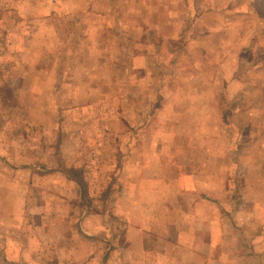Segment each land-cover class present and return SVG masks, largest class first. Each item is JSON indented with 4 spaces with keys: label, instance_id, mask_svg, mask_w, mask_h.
Wrapping results in <instances>:
<instances>
[{
    "label": "rangeland",
    "instance_id": "1",
    "mask_svg": "<svg viewBox=\"0 0 264 264\" xmlns=\"http://www.w3.org/2000/svg\"><path fill=\"white\" fill-rule=\"evenodd\" d=\"M0 54L11 57L0 62V102L11 118L7 137L16 143L23 140V132L28 142L15 144L6 165L52 162L49 153L40 158L32 154L62 136L66 152H73L64 159L86 184L83 196L91 195L93 207L107 211L112 229L119 228L120 220L109 216L119 206L126 209L127 197L137 198L136 210L142 203L143 224L148 226L163 214L166 199L183 208L172 164L181 167L189 149L181 141H169L172 136H209L208 143L227 155L221 159L227 171L223 183L231 185L234 195H241L238 188L250 165L261 159L264 0H0ZM5 81L7 86H2ZM249 140L255 141L252 151ZM193 154L190 160H197ZM231 164L242 174L232 170L229 176ZM9 178L0 173V185ZM25 179H18L15 199L27 190ZM251 183L257 186V181ZM46 188L42 186L43 196L53 199ZM252 192L262 197L258 188ZM228 202L224 191L222 207L230 213ZM37 208L27 212L26 206H0V264L121 260L108 247H116L117 237L112 242L110 236H105L107 241L78 237L74 242L67 235L81 229L78 220L70 224L74 229H67L69 219L56 222L52 206L41 207L38 216L32 213ZM238 212L246 213L245 207ZM261 213L255 209L252 221L241 228L233 227L234 215L229 216L223 224L228 236L223 245L231 238L238 246L246 242L237 229L262 242V237L256 239L262 231ZM20 219L22 228L15 226ZM149 240L151 246L157 239ZM260 242L253 246L264 247ZM75 243L78 249L93 248L92 257L66 253ZM261 263L255 257L246 264Z\"/></svg>",
    "mask_w": 264,
    "mask_h": 264
},
{
    "label": "crops",
    "instance_id": "2",
    "mask_svg": "<svg viewBox=\"0 0 264 264\" xmlns=\"http://www.w3.org/2000/svg\"><path fill=\"white\" fill-rule=\"evenodd\" d=\"M0 55V62L4 60L9 62L11 60V57H3L4 54ZM1 85L7 86V81ZM4 110L5 106L0 102V170L2 169L0 173L7 174L10 177L7 182H3L0 185V194L2 193L0 206H26L28 207L27 212H30L29 209L31 206H35L38 207L37 210L31 211H33V214L36 213V216L42 214L41 211L43 210L41 207L46 205L48 207L52 206L54 208L53 219L56 222L61 224L63 221L69 219V223L66 224L67 229L69 227L74 229L70 224H74L78 220L80 224L79 229H81L79 231L77 229L73 230L67 235L74 242H76L75 240L78 237L92 241L95 236H100L103 241H107L105 236H110L108 242H112V239L117 237L119 243L115 244L116 247H113L111 244L108 247L111 250V256L121 255L119 256L121 260L114 261L112 264H238L240 260L246 264L255 257L258 260H262L261 264H264V247L256 248L257 246H253L255 242L260 241L254 240V236L250 232L244 230L245 235H243L241 234L242 230L237 229L240 233L239 236L246 238V242L242 246H238L237 241L233 238H231L230 243L225 241L226 244L223 245V238H227L228 236L222 230L223 224L227 222V218H231L229 217L231 215H234V219L230 220L233 227L241 228L244 222H246L247 227L253 219V211L261 208L262 213L260 219L262 222V231L260 232L261 236L256 239L262 237V242L260 243L261 246H264V140L261 159L250 165V173L243 180L244 185H239L238 189L241 195L238 196V193L234 195L233 188L230 184L223 183L224 175H226L227 171L221 167V159L222 156L227 155H222L219 146H213L208 143L209 136L203 135V140H199L198 138L196 140H190L189 136L183 135L172 136L169 141H181L182 146L185 147L188 144L187 147L189 149L187 156L182 157L183 162L181 167L177 163L176 165L174 163L172 164V166H175L174 172L179 175L178 179L180 180L177 182L178 185L175 188H178L177 190L180 192L179 198L181 197L182 199L181 205H183V208L180 210V208H177L180 205L178 202L172 201V199L170 201L166 199L163 201L165 204L163 205V214L158 216L154 226H148L143 224L142 203L136 210L137 198L127 197L126 209L119 206V209H113L112 215L109 216L113 221L120 220L118 230L117 227L112 229L111 224L106 222L108 215L105 214L107 211L96 210L93 207L94 199L90 194L89 197L87 194L85 197L83 196L82 191L86 184L82 185L81 181L72 173L75 168L69 165L70 163L68 161H65V156L71 157L73 152L72 149L66 152L64 146L66 140L62 136L52 142L51 147L47 148L44 145L42 151H34L32 154V156L40 158L41 156H46V153H49L51 156L49 158L52 159V162L43 164L40 162L38 165H6L9 164L7 160L13 159V147L15 144L23 140H25L23 141L25 143L27 137L25 133L21 132L20 137L23 140L15 143L13 138L11 140L8 139L6 124L11 118L6 115ZM254 142V140H249V144H247L251 151L255 147ZM16 150L18 151L17 147ZM194 152L197 153V160H190L191 157L195 156L193 154ZM231 157L232 155L230 154ZM133 170V174L135 175V168ZM229 170V176L233 173L232 170H237L240 174L243 172L240 168L238 169L237 165L232 166V164ZM201 173H206L211 176H198ZM20 176L26 177L25 182L22 183L27 190L22 191L23 196L21 198L17 197L15 199L13 195L21 183L20 180L18 181ZM14 177L17 178L16 181ZM33 178L37 180V183L33 182ZM43 179L51 181H47L42 185L41 182ZM252 180L257 181V186L253 187ZM169 183L171 184V182ZM88 185L90 189L92 184L89 181ZM42 186L47 187L46 189L51 191L53 199L43 196ZM252 188L261 190L262 197L260 198L257 193H254L255 191L251 194ZM224 191H227L229 195V202L226 207L228 206L230 213L225 212L222 207ZM65 192H68L69 196L67 193L63 196ZM175 195L178 197V193ZM4 196L5 198H3ZM118 200L121 202L125 199L118 197ZM169 205L171 211H169ZM187 205L189 210L185 211L184 206ZM242 205L245 207L246 213L238 212V207ZM219 212L220 216H217ZM173 213L176 214V218ZM17 218L13 217V220L18 221L19 217ZM112 220L110 221L112 222ZM19 222L21 224L15 226L22 228L23 223L21 219ZM24 228L21 232L25 230ZM36 233L37 236L40 234L39 232ZM229 235L237 236L235 232ZM55 237L57 236L55 235ZM150 238L157 240L154 244L148 246L147 243H150ZM168 241L169 246L167 245ZM72 248L73 250L69 249V252H65L70 255L84 252L89 256L91 255V257L94 253L93 248L86 247L82 250L81 248H77V244ZM15 250L21 252V248L18 246ZM55 251L61 253L57 248ZM22 253H25L24 248H22ZM65 264L77 263L67 262ZM79 264L89 263L86 261Z\"/></svg>",
    "mask_w": 264,
    "mask_h": 264
}]
</instances>
